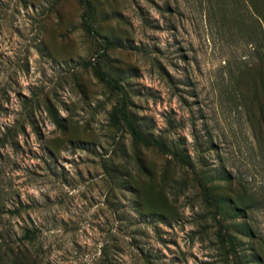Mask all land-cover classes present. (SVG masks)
I'll use <instances>...</instances> for the list:
<instances>
[{"label":"rangeland","instance_id":"1","mask_svg":"<svg viewBox=\"0 0 264 264\" xmlns=\"http://www.w3.org/2000/svg\"><path fill=\"white\" fill-rule=\"evenodd\" d=\"M92 1L0 0V264H264V0Z\"/></svg>","mask_w":264,"mask_h":264},{"label":"trees","instance_id":"2","mask_svg":"<svg viewBox=\"0 0 264 264\" xmlns=\"http://www.w3.org/2000/svg\"><path fill=\"white\" fill-rule=\"evenodd\" d=\"M79 6L82 9L80 24L83 30H85L88 34L92 36L97 35V29L95 27L96 21V7L92 0H76ZM102 52H98L100 57L105 56L106 49L110 46L107 40H100ZM94 73L102 81L109 90L116 95V102L113 105L112 109L109 112V120L110 123L122 130H126L132 138L134 144L144 146L146 148H156L159 151H166L168 147L162 138V136H154L150 131L146 130L138 121L135 119L134 115L129 109V103L127 99V95L124 92L119 78L115 76L108 75L103 68L98 63L97 66H94ZM226 179H230V175L225 176ZM203 193L205 202L214 207L216 211L220 208L221 204L215 203L213 201L211 195V188L207 183L200 184ZM230 205V210L234 212V215L240 214L241 216L245 215V209L248 208V203H243L242 200H238L236 198H231L230 202L225 205ZM222 206V205H221ZM28 230H26V235L28 239H32L33 236L27 234ZM219 235L227 240L230 247L232 246V241L227 236V233L218 232ZM2 262L9 261V264H19V257L17 254H13V251L8 248V251L2 253ZM10 256L11 259L8 257ZM10 259V260H9ZM104 264H110L108 261L104 262Z\"/></svg>","mask_w":264,"mask_h":264}]
</instances>
